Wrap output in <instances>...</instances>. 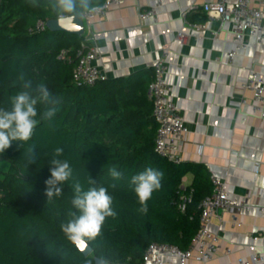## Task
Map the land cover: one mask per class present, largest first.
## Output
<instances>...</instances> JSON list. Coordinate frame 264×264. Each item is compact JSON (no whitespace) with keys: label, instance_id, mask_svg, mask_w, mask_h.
Returning a JSON list of instances; mask_svg holds the SVG:
<instances>
[{"label":"trees","instance_id":"trees-1","mask_svg":"<svg viewBox=\"0 0 264 264\" xmlns=\"http://www.w3.org/2000/svg\"><path fill=\"white\" fill-rule=\"evenodd\" d=\"M103 0H90V7ZM55 0H0V109L11 108L21 91L39 95L43 84L51 101L37 103V125L26 142L13 141L0 153L8 161L0 176V264H141L151 241L184 249L196 232L197 205L211 190L210 173L201 164L173 163L154 150L156 123L145 95L143 76L116 77L93 85L72 81L75 50L83 35L36 28L37 20L61 15ZM89 7V8H90ZM86 10L78 8L82 14ZM195 22V21H194ZM65 50L67 58L58 59ZM30 82L31 88L24 84ZM55 108L51 119L44 113ZM62 149L59 155L56 150ZM53 159L72 171L60 195H45ZM153 168L163 173L161 188L147 201V211L131 183L133 175ZM122 175L114 179L110 169ZM193 179L187 189L192 201L180 212L175 200L181 178ZM82 191L103 186L112 197L115 215L107 217L99 235L82 253L64 234L62 224L79 215L72 206L76 186ZM113 185H115L113 187Z\"/></svg>","mask_w":264,"mask_h":264},{"label":"crops","instance_id":"crops-1","mask_svg":"<svg viewBox=\"0 0 264 264\" xmlns=\"http://www.w3.org/2000/svg\"><path fill=\"white\" fill-rule=\"evenodd\" d=\"M204 1L123 0L91 19V43L107 79L141 75L145 95L152 64L168 43L165 80L189 129L183 163L203 165L210 175L224 180L231 195L264 206V178L254 175V169L264 172V119L251 105V91L242 86L250 67L264 75V42L225 62L232 48L229 23L209 18ZM147 8H152V15L142 20L139 12ZM194 21L205 28L192 27ZM176 30L184 33L183 40L175 38ZM192 179L188 171L181 182L189 186ZM209 227L232 249L228 256L215 253L211 263L239 264L236 258L246 253L251 236L264 230V213L257 208L219 211ZM256 244L264 257V235ZM164 259L165 264H177L175 257ZM188 264L201 262L192 257Z\"/></svg>","mask_w":264,"mask_h":264},{"label":"built area","instance_id":"built-area-1","mask_svg":"<svg viewBox=\"0 0 264 264\" xmlns=\"http://www.w3.org/2000/svg\"><path fill=\"white\" fill-rule=\"evenodd\" d=\"M123 0H103L93 5L81 16L83 20V38L75 50V66L72 70V81L77 85H93L98 81L107 79L106 74L98 64L99 53L91 43L90 23L94 16H102L111 6H118ZM202 7L209 18H217L228 22L231 32L232 48L226 52L225 62L231 63L238 53L250 46L264 42V3L259 0L253 4L252 0H206ZM152 8L139 12L142 20L152 15ZM197 29L205 28L203 23H191ZM46 21L37 20L36 28L43 29ZM214 35V31H210ZM184 33L175 31V38L183 40ZM170 48L168 43L163 44L158 56L152 64V78L146 88V96L152 103V116L156 123L154 135L155 152L173 163H183V156L187 145L188 126L176 108L171 85L166 82L165 75L168 69L167 56ZM58 59L67 58L65 50L60 51ZM242 86L252 93L251 105L259 116L264 119V75L253 68H249L248 75ZM258 179L264 178V172L254 169ZM211 190L204 195L198 205L199 225L192 236L188 246L184 249L167 242L151 241L145 247L141 264H165V256L176 258L177 264H188L192 257L198 258L201 264H212L215 253L225 255L232 253L229 246H223L222 238L217 231L210 229L211 217L219 211L241 212L257 208L264 213V206L241 200L231 195L222 178L210 175ZM180 181L177 189L176 207L185 212L192 201V193ZM264 235V230L251 236L246 245V253L238 256L239 264H264V257L257 249V240Z\"/></svg>","mask_w":264,"mask_h":264},{"label":"clouds","instance_id":"clouds-1","mask_svg":"<svg viewBox=\"0 0 264 264\" xmlns=\"http://www.w3.org/2000/svg\"><path fill=\"white\" fill-rule=\"evenodd\" d=\"M54 7L63 14H79L78 8L87 10L90 7V0H55ZM25 89L31 88V83L24 85ZM38 96L33 97L30 91H21L12 98L11 108L0 109V153L5 152L13 141L26 142L31 139L34 128L37 125V103H50L51 97L48 89L43 85L37 86ZM56 109L50 108L45 113L44 119H51ZM62 149H57V155ZM72 171L66 161L53 159L50 166V178L45 181V195L48 198L60 195L61 183L67 181ZM110 174L114 179H119L121 173L115 168L110 169ZM163 173L149 167L143 172L133 175L131 183L135 186L141 211H147V201L152 193L161 188ZM115 185H113L114 187ZM72 206L79 215L73 213V219L61 225V229L67 238L81 251L87 245L88 240L95 239L107 217H112L116 213L112 208V197L108 194L107 188L90 187L87 191H82L80 186H76V194L73 197Z\"/></svg>","mask_w":264,"mask_h":264},{"label":"water","instance_id":"water-1","mask_svg":"<svg viewBox=\"0 0 264 264\" xmlns=\"http://www.w3.org/2000/svg\"><path fill=\"white\" fill-rule=\"evenodd\" d=\"M46 26L50 30H62L67 31L69 33L81 35L83 31V20L81 14L76 15H61L54 19H48L46 21ZM81 251V250H80ZM91 248L87 244L83 251L84 254L90 253ZM95 264H115V263H107L104 259L95 257Z\"/></svg>","mask_w":264,"mask_h":264},{"label":"rangeland","instance_id":"rangeland-1","mask_svg":"<svg viewBox=\"0 0 264 264\" xmlns=\"http://www.w3.org/2000/svg\"><path fill=\"white\" fill-rule=\"evenodd\" d=\"M8 161L4 158H0V176L7 169Z\"/></svg>","mask_w":264,"mask_h":264}]
</instances>
